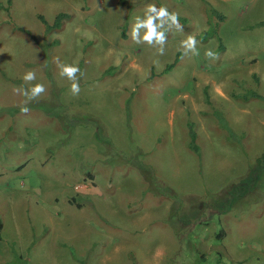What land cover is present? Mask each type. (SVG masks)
<instances>
[{
  "label": "rangeland",
  "instance_id": "rangeland-1",
  "mask_svg": "<svg viewBox=\"0 0 264 264\" xmlns=\"http://www.w3.org/2000/svg\"><path fill=\"white\" fill-rule=\"evenodd\" d=\"M6 2L0 127L29 131L5 158L29 154V196L17 204L28 260L5 264H264V28L248 29L264 0ZM149 3L184 29L166 33L164 55L131 39ZM189 34L198 55L179 46ZM57 58L79 66L78 96ZM29 70L46 92L23 114L14 89Z\"/></svg>",
  "mask_w": 264,
  "mask_h": 264
},
{
  "label": "crops",
  "instance_id": "crops-1",
  "mask_svg": "<svg viewBox=\"0 0 264 264\" xmlns=\"http://www.w3.org/2000/svg\"><path fill=\"white\" fill-rule=\"evenodd\" d=\"M166 106L170 109L173 105L168 103ZM20 129L8 125L0 127V262H2L0 264L8 263L12 255H18L20 260H23V258L28 260V243L23 244L21 239V230L26 228L27 224L22 223L24 219H19V209H22L23 206H17V204H21L22 200L25 204V198L29 196V177L23 174V169L29 162V154L26 153L23 162L7 163L5 161V158L17 157L18 153L16 151L23 150L18 147L11 149L12 143L18 146L23 143V140L29 139L28 129L24 132ZM6 133L8 135H5ZM19 133H24V135ZM11 152H13V155ZM12 164L16 165L13 166ZM16 242H18V249L15 246Z\"/></svg>",
  "mask_w": 264,
  "mask_h": 264
},
{
  "label": "clouds",
  "instance_id": "clouds-1",
  "mask_svg": "<svg viewBox=\"0 0 264 264\" xmlns=\"http://www.w3.org/2000/svg\"><path fill=\"white\" fill-rule=\"evenodd\" d=\"M172 29L183 32V26L180 24L179 13L176 11H169L168 6L149 3L146 5L143 16H136L131 25L130 35L133 42L136 44L145 43L153 46L157 50L158 55L165 54V44L167 43L166 33ZM198 41L194 34L187 35L179 42L180 48L184 54L192 53L198 55L197 49ZM206 58L218 59L217 53L210 49L205 50ZM59 75L67 78L70 83V92L73 96H78L80 93V84L78 73L81 72L79 66L75 63L61 62L59 58L56 59ZM23 81L29 87H19L14 91L23 95L26 99L23 101L21 113L27 114L30 109L27 107L29 103L37 100L45 92L46 88L43 83H32L36 80V73L32 70L26 71L22 77Z\"/></svg>",
  "mask_w": 264,
  "mask_h": 264
},
{
  "label": "trees",
  "instance_id": "trees-1",
  "mask_svg": "<svg viewBox=\"0 0 264 264\" xmlns=\"http://www.w3.org/2000/svg\"><path fill=\"white\" fill-rule=\"evenodd\" d=\"M10 1H11V0H8L7 3H10ZM0 7H2L1 4H0ZM211 11L214 12V13H217L214 9H211ZM38 18L41 20L42 23H45L44 19H43L41 16H38ZM68 18H69L68 15L63 14V13H60V14H58V15L55 17V20H54L53 24H51V25H47V28H49V29H60L61 26H62L63 21H64V20H67ZM223 19H224V17H223V16H220V15L218 14V16H217V20L221 21V20H223ZM256 28H257V29H258V28H264V19L248 27L249 30H250V29H256ZM209 30H210V31H207L208 36L211 34L212 37H216V39H217V41H218V47H219V49H220V48L222 47V46H221V39H220V38L214 33V26H212ZM207 33H204L205 36H202V37L205 38V37L207 36ZM217 49H218V48H217ZM216 52L218 53V50H217ZM177 57H179L178 54H177ZM176 59H177V58H176ZM176 59H175V61H174L172 64H169L165 69L168 70V69H171L172 67H174V65H175L176 62H177ZM254 94H255V93H254ZM244 97H245V98H244L245 101H247V100L249 99V97H247V96H244ZM253 97H255V98H259L260 96H258L257 94H255ZM189 128H190V127H189ZM190 129H191V128H190ZM196 137H197L196 134H195V133L192 131V129H191V131H190V138H191V143H192V145H194V142L197 140ZM191 149H192L193 151L197 152V147H195V145H194V146H191Z\"/></svg>",
  "mask_w": 264,
  "mask_h": 264
}]
</instances>
